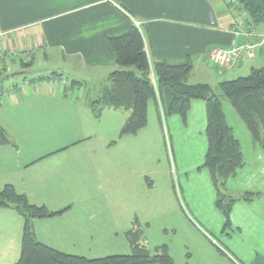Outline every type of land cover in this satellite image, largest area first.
<instances>
[{"label":"crops","instance_id":"obj_1","mask_svg":"<svg viewBox=\"0 0 264 264\" xmlns=\"http://www.w3.org/2000/svg\"><path fill=\"white\" fill-rule=\"evenodd\" d=\"M230 2L231 0H0V31L5 33L0 79L11 78L12 95L21 92L22 96L28 97L24 89H16L23 82L24 86H34L36 95L51 100L46 102L50 106L45 108H49L50 119L55 127L73 119L84 126L95 117L103 120L104 112L111 108L103 107L96 112L88 104L98 98L108 75L119 68L107 37L121 35L137 25V22L151 63L165 61L184 64L191 61V84L207 83L212 86V83L219 84L223 80L246 75V71H251L254 67H264V23H252L240 4ZM232 46H253V56L244 54L240 61L230 67H222L210 59L212 48ZM200 71L208 78H204V75L197 76L196 73ZM18 75L22 76V80L16 79ZM72 80L81 81L83 85L71 88L69 85ZM49 81L57 84L60 81L61 89H38L39 83L48 84ZM18 93L15 97L19 98L21 95ZM88 94L93 99L89 100ZM151 106V111H156L158 115L156 103L150 101L148 123ZM112 110L120 112L121 109ZM129 115L130 111L123 113L122 117L118 116L120 119L116 117V125H124ZM193 118L200 122V133L203 134L207 124L205 100L192 101L185 124ZM106 119L115 123L114 116ZM226 119L241 142L245 160L238 174L228 180L227 190L233 197L230 186H238L239 182L240 186L235 187L238 196L234 197L241 200L248 192H258L260 196L247 202H258V206L264 209V181L261 184H250L254 178H258V171H264V150L255 142L246 125L237 121L236 125L249 145L246 148L236 127L229 122L227 116ZM179 120L177 117L174 119L178 127L181 124ZM92 133L87 132L81 139L91 138ZM2 148L3 145L0 144V151ZM61 150L63 149L58 147L50 152H38L33 158L25 160L24 164L37 166L40 172L24 184L25 188L19 185V192L26 194L29 193L28 189L33 188L40 192L55 191L64 196L60 206L51 210H67L57 217L33 220L34 233L44 244L69 254L88 257L78 245L83 238L89 237L87 221L72 217L71 212H76L74 204L77 201L83 206L82 193L87 191L91 171H100L97 175L102 174L101 185L105 187L119 183L113 176L124 182L125 186H130V172L126 168L122 170L127 165L118 157L112 160L113 158L99 155L72 156L64 155ZM252 164L257 167L255 173ZM197 166L193 168L196 169ZM6 182L0 181L1 189L7 184L16 185V182ZM72 194L81 196L75 198L74 202ZM31 198L32 203L48 204L43 201L44 198L40 200L42 202ZM249 226L250 237L262 236L259 232H264V217L258 218ZM23 228L24 218L18 211L11 207H0V264H14L20 257ZM238 228L243 232L241 226L238 225Z\"/></svg>","mask_w":264,"mask_h":264},{"label":"rangeland","instance_id":"obj_2","mask_svg":"<svg viewBox=\"0 0 264 264\" xmlns=\"http://www.w3.org/2000/svg\"><path fill=\"white\" fill-rule=\"evenodd\" d=\"M142 30L145 33L144 27ZM47 72L50 71L47 69ZM246 72L248 75L250 70ZM204 74L203 71L196 73L200 77ZM204 78L208 77L204 75ZM16 79L22 80V76L18 75ZM19 84L21 86L16 89H24L28 97L22 96L21 92L12 95L11 78L0 79V125L11 141L0 151V181L16 182L15 186L11 185L19 192L20 186L25 188L24 184L40 172L39 167L24 164V161L38 152H50L58 147L63 149L60 152L64 155H99L112 160L118 157L127 165L122 170L126 168L130 172V186L113 176L119 183L113 185L111 182L105 187L101 185L102 174L97 175L100 171H91L87 191L82 193L83 206L75 202L81 195L72 194L76 206V212H71L72 217L87 221L89 237L83 238L78 245L88 258L131 254L127 231L135 230L138 242L153 253L156 247L166 245L177 264H260L262 259L264 262V232H259L262 236L257 237L248 234L249 225L264 217V209L258 202L239 199L230 213L231 224L226 225V216L216 206L217 193L211 173L207 168H199L205 161L208 140L206 128L203 134L200 133L197 118L188 124L177 114L164 118L161 115L160 119L156 111H151V106L150 122L144 128L136 134L121 135L123 123L116 125V117L129 111L116 112L111 108L104 112L103 120L95 117L84 126L73 119L55 127L49 108H45L50 106L46 102L51 100L36 95L34 86ZM61 86L60 81L59 84L49 81L48 84L39 83L37 87L53 90L61 89ZM212 87L222 101L229 122L249 148L236 125L237 121L243 124V120L219 84L212 83ZM16 93L21 96L15 97ZM88 95L89 100L93 99L91 94ZM108 116H114L115 123L109 122ZM176 117L181 121L179 127L174 123ZM87 132H93L92 137L81 139ZM196 165V169L193 168ZM252 167L255 173L257 167L253 164ZM263 172L258 171V178L250 184H261ZM238 186H230L235 197ZM28 190L25 195L30 202V197L36 198L37 202L44 198L50 210L60 206L64 198L55 191ZM224 194H231L227 187Z\"/></svg>","mask_w":264,"mask_h":264},{"label":"trees","instance_id":"obj_3","mask_svg":"<svg viewBox=\"0 0 264 264\" xmlns=\"http://www.w3.org/2000/svg\"><path fill=\"white\" fill-rule=\"evenodd\" d=\"M235 2L242 6L252 23H264V0ZM107 43L114 51L119 68L108 75L100 95L88 105L96 112L103 107L130 111L122 126L121 135H132L148 124L150 101L156 103L160 119L161 115L164 118L177 114L186 121L192 101L205 100L208 148L205 161L199 168L210 171L217 193L216 206L226 216V225L231 224L230 213L239 198L226 196L224 190L228 180L235 177L244 166L245 160L241 142L229 125L222 101L213 87L207 83H189L193 71L191 61L184 64L157 61L152 64L142 31L137 25L121 35L107 37ZM82 85L81 81L72 80L69 87L79 88ZM219 86L255 142L264 150V67H254L246 76L223 80ZM9 143L11 141L0 125V144ZM258 196V192H248L241 200L252 201ZM0 207L14 208L24 218L21 254L14 264H177L166 245L156 247L153 253L138 242L135 230L127 232L132 247L131 254L88 258L44 244L36 238L33 220L53 218L67 209L54 211L46 205L32 203L11 184L0 190ZM260 261V264H264L263 259Z\"/></svg>","mask_w":264,"mask_h":264},{"label":"built area","instance_id":"obj_4","mask_svg":"<svg viewBox=\"0 0 264 264\" xmlns=\"http://www.w3.org/2000/svg\"><path fill=\"white\" fill-rule=\"evenodd\" d=\"M232 2H235V0H231ZM137 25L139 23L137 22ZM4 32L0 31V60L3 58V48H2V42L4 38ZM253 46H246V47H236L232 46L229 48H223V47H214L210 51V59L222 66V67H230L236 62L240 61L244 54L253 56L252 51Z\"/></svg>","mask_w":264,"mask_h":264}]
</instances>
